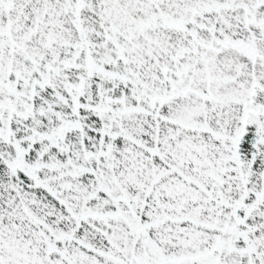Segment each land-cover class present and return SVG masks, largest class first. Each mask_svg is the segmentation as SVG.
<instances>
[{
    "label": "snow or ice",
    "instance_id": "obj_1",
    "mask_svg": "<svg viewBox=\"0 0 264 264\" xmlns=\"http://www.w3.org/2000/svg\"><path fill=\"white\" fill-rule=\"evenodd\" d=\"M0 264H264V0H0Z\"/></svg>",
    "mask_w": 264,
    "mask_h": 264
}]
</instances>
